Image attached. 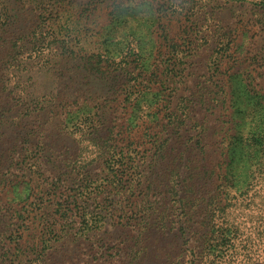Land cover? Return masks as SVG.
Returning a JSON list of instances; mask_svg holds the SVG:
<instances>
[{
    "label": "trees",
    "instance_id": "obj_1",
    "mask_svg": "<svg viewBox=\"0 0 264 264\" xmlns=\"http://www.w3.org/2000/svg\"><path fill=\"white\" fill-rule=\"evenodd\" d=\"M180 1L147 42L0 1V264H264V22Z\"/></svg>",
    "mask_w": 264,
    "mask_h": 264
},
{
    "label": "rangeland",
    "instance_id": "obj_2",
    "mask_svg": "<svg viewBox=\"0 0 264 264\" xmlns=\"http://www.w3.org/2000/svg\"><path fill=\"white\" fill-rule=\"evenodd\" d=\"M0 1L3 3V7L10 8V0ZM11 1L13 4L15 3L14 0ZM178 1L181 2L180 0ZM219 1L223 2V0ZM147 2L153 4V7ZM172 2L173 0H16V4L13 7L18 13L16 12L17 17L14 19V25L17 27L30 26L33 25L34 22H38L37 24L45 22L48 27L51 26L52 28H56L57 26L58 28H61L63 25H69L73 29L76 28L78 30L77 33L79 34L77 35L81 40H96L97 38H100L99 29L102 27L105 28L103 34L106 36L105 38L112 40L135 39V35L131 32L132 30H136L137 33L141 34L137 36L136 39L141 42H147V40H150V37L147 36L145 32L149 28L155 27L152 18L153 9L155 8L156 11L157 9H161V7L162 9L167 7L166 12H170ZM235 2V5L237 6L234 8H222L221 3H216V1H214L213 4L216 6V16L213 18L214 24L219 26L221 24V18H227L228 14L231 15L230 18L233 19L230 26L233 27L236 21H239L238 25L241 23L244 24L243 21L240 22L241 17L239 16L235 18L236 15L233 13L234 10H238L239 6H242L240 11H245L247 8H249L248 10L253 8L259 9L258 11L255 10V12H260L258 13V18L261 22H264V0H242ZM114 3H119L120 7L123 6V11L127 10L122 16L123 20L119 19L121 22L117 21L116 24H114L115 22H112L111 17V10ZM41 12L43 15H41ZM71 17L73 20H70ZM163 21L170 26L172 25L171 22H173L169 20L168 16ZM173 23H175V25L178 24L177 21ZM212 27L216 30L214 26ZM245 30H248V27ZM221 32L223 31L221 30ZM242 34H246V36H244V44L250 42V45L247 48L249 51L247 54H250L251 57L256 53L264 56L263 42L254 45L250 38V32L248 33L245 31ZM212 36H215L216 41L219 40L218 33H216V35L212 34ZM18 37L19 36H13L11 38L14 39ZM237 54H239V52ZM237 122L239 123L241 120L238 119ZM242 137L244 139L247 138L245 131L243 132Z\"/></svg>",
    "mask_w": 264,
    "mask_h": 264
}]
</instances>
